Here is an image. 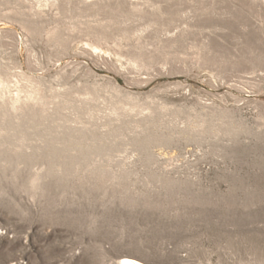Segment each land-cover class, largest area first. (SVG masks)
<instances>
[{
    "label": "rangeland",
    "instance_id": "1",
    "mask_svg": "<svg viewBox=\"0 0 264 264\" xmlns=\"http://www.w3.org/2000/svg\"><path fill=\"white\" fill-rule=\"evenodd\" d=\"M0 76V264H264V0H0Z\"/></svg>",
    "mask_w": 264,
    "mask_h": 264
},
{
    "label": "bare ground",
    "instance_id": "2",
    "mask_svg": "<svg viewBox=\"0 0 264 264\" xmlns=\"http://www.w3.org/2000/svg\"><path fill=\"white\" fill-rule=\"evenodd\" d=\"M3 83L2 78L0 76V84ZM2 85V84H1ZM5 85V84H4ZM28 98H32L31 96H29ZM121 264H146L144 262H142L141 260H138L136 258L133 257H124L121 260Z\"/></svg>",
    "mask_w": 264,
    "mask_h": 264
}]
</instances>
